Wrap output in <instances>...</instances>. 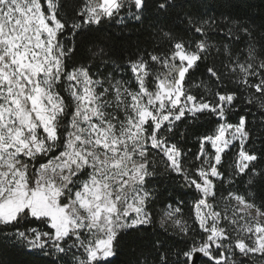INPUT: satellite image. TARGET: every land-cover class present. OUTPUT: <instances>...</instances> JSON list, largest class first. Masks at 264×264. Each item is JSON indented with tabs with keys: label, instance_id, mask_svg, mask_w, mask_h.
<instances>
[{
	"label": "snow or ice",
	"instance_id": "obj_1",
	"mask_svg": "<svg viewBox=\"0 0 264 264\" xmlns=\"http://www.w3.org/2000/svg\"><path fill=\"white\" fill-rule=\"evenodd\" d=\"M67 7L0 0V249L46 264H112L123 236L135 251V234L153 224V182L175 176L194 214L184 217L183 201L167 205L174 243L157 238L132 264H264V200L251 191L264 182V127L248 120L252 109L264 116V31L185 12L182 33H153L167 48L118 60L85 45L86 30L142 23L175 0ZM201 64L203 94H194L186 77ZM202 119L215 129L189 158L183 141Z\"/></svg>",
	"mask_w": 264,
	"mask_h": 264
},
{
	"label": "trees",
	"instance_id": "obj_2",
	"mask_svg": "<svg viewBox=\"0 0 264 264\" xmlns=\"http://www.w3.org/2000/svg\"><path fill=\"white\" fill-rule=\"evenodd\" d=\"M65 2L68 5L66 11L71 15L72 6L79 4L81 0H65ZM175 4L176 7L168 13H157L149 8L142 23L128 20L125 21L126 27L114 20H105L100 25H92L90 29L85 26L88 30L83 36L84 44L88 47L94 45L104 46L105 51L118 60H123L130 55L134 57L137 47H148L149 50L155 48L159 51L167 48L168 45L162 38L157 39L153 33L159 34L161 28L164 31L171 29L175 33H182L184 26L180 23L179 17L185 12L209 13L217 17H228L232 21L243 22L252 26L257 35L264 31V0H175ZM219 59L223 60L224 57L221 56ZM217 64L219 65V60ZM159 70L163 71V69ZM204 72V64H201L198 69L191 70V75L186 77L185 87L194 94H203L201 79H206ZM237 119V116L230 117L232 123H236ZM248 120L252 122L256 129L264 127L261 124V121H264V116H261L257 109H252V113L248 115ZM183 127L181 125V128ZM214 129V123L210 124L203 119L194 125H189L187 137L183 141L184 149L191 150L189 158H194L199 150L198 137L211 133ZM206 147L210 149V145H206ZM259 147L258 144L257 150H259ZM229 156H231V153H229ZM225 167H227V164H225ZM238 184L241 192L248 187L244 184L243 179ZM151 186L156 192V200L149 207L153 215V224L142 232L135 234V251L132 250V234L123 236L119 242L117 255L112 258V264H132L133 260L141 257V253L151 251V242L157 238L174 243L173 237L170 235L172 232L170 223H162L164 212L168 210L167 205L175 207L179 201H183L180 207L183 209L184 217L187 218L194 214L191 203L193 193L190 189L182 186L178 177L158 179ZM251 191L257 204L264 200V182L258 179ZM224 194L227 195L226 190ZM165 229H167V232ZM0 259L11 261L12 264H46V258L38 254H26L17 249H0Z\"/></svg>",
	"mask_w": 264,
	"mask_h": 264
}]
</instances>
